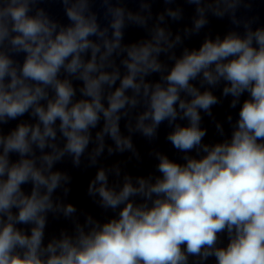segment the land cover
<instances>
[{
  "label": "clouds",
  "instance_id": "9594fccd",
  "mask_svg": "<svg viewBox=\"0 0 264 264\" xmlns=\"http://www.w3.org/2000/svg\"><path fill=\"white\" fill-rule=\"evenodd\" d=\"M255 2L0 0V264H264V25L241 14ZM51 3L67 23L42 6ZM156 3L194 6L185 37L210 17L233 27L177 55L183 40L167 21L183 20L184 9L154 13ZM130 27L146 35L125 42ZM221 84L230 106L240 104L238 119L227 117L229 138L204 143L201 111L211 115L219 99L210 88ZM122 119L147 138L166 121L183 163L156 153L159 175L114 186L119 167L98 168L88 194L116 215L74 220L45 242L49 213L77 211L53 198L70 183L54 165L70 156L80 166L93 143L95 165L106 138L109 154H136Z\"/></svg>",
  "mask_w": 264,
  "mask_h": 264
}]
</instances>
